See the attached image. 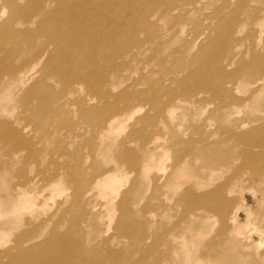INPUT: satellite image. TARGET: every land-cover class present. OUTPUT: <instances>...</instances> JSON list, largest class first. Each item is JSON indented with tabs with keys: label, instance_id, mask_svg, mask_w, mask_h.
<instances>
[{
	"label": "bare ground",
	"instance_id": "1",
	"mask_svg": "<svg viewBox=\"0 0 264 264\" xmlns=\"http://www.w3.org/2000/svg\"><path fill=\"white\" fill-rule=\"evenodd\" d=\"M209 1L215 3L217 0H0V15H4V22L0 24V116L8 115L11 112L9 103L16 100V108H22L30 116L35 112L36 119L41 118L40 115H47L44 122L54 125L61 117L69 114L67 108L76 97H83L92 105L85 107L92 131L103 138L112 136L110 132L125 129L128 123L126 121L139 111L137 106H132L137 99L147 105L152 104L155 109L159 107L161 95L169 100L161 111L163 115H173L174 104L185 101L206 109L207 104L202 95L211 92L222 101L216 113L222 114L223 119L229 117L236 103L247 104L260 113V117L252 122L240 121L236 129L219 132L226 134L225 141L221 142L215 139L217 133L214 130L205 132L208 125L204 131L201 130L203 135L200 140L184 139L175 133L172 141L177 146L183 145L180 151L175 145H165L166 138L158 136L159 131H169L166 125L165 129L156 128L158 135L155 133L154 138L147 142L142 140L139 145L135 139L143 137L141 133L145 130L137 128L138 122H147L151 117L146 115L136 122L126 138L115 146V151L119 153L115 160L139 170L143 177V181L137 186L135 199L138 197V204L135 211L130 210L131 194L128 191L122 193V200L115 208L116 196L121 193L122 188L111 181L117 179L114 172H120L122 167L118 171L107 169L102 172L99 169L91 176L89 172L82 171L81 161L76 159L74 167L52 174L49 178L44 177L43 182L26 180L22 171L18 177H24L25 181L14 184L7 182L10 185V195H13L14 208L19 209L18 213L12 215L31 213L32 204L42 205L48 197L53 196V192L72 186L73 193L67 199H72L71 207L73 204L74 206L65 210L58 220L62 224L69 222L78 230L86 228L83 238L88 241L92 234L90 231L102 233L104 230L98 211L107 210L111 215L117 214V235L104 242L106 255H99L97 259L91 260L79 257L82 255V240L77 242L68 234L58 236L55 231L49 243L33 245L28 251H22L21 246L33 241L32 238L38 232L32 228L36 222L31 219L28 221L29 218L25 220V228H28L22 236L14 232L17 225H12L8 230L5 228L7 223H2L0 239L7 237L3 236L6 232L14 233L16 240H13L11 248L0 252V264H4L2 260L5 259L7 264H123L127 255L112 245L117 236L127 238L136 245L141 253L142 264L147 258L153 259L154 264H264V250H260L264 245V61L257 59L258 56L261 59L264 56V46L257 50L253 43L252 48L257 52L253 55L257 57L254 63H240L241 70L246 64L251 66L242 70L243 74L237 78L227 74L222 62L232 43L239 45L238 33L245 30L240 12L230 18L225 16L228 6L243 9L244 15L250 12L252 2L258 3V0H223V8L216 9L219 23L216 24V29H213L215 24L210 23L202 31L200 26L196 27L195 32L187 36L184 25L188 19L200 21L202 17L204 21H209V17L204 14V7ZM252 16L253 23L264 24V9L250 12V17ZM84 30L87 33L84 34ZM206 30L216 31L217 34L213 36ZM263 33L255 30L254 36L261 38ZM108 35L113 37L106 43ZM102 36L104 43L99 40ZM177 40L188 45V52L198 46L196 63L199 65H196V69L199 71L203 66H209L213 75H208L207 68L206 73L202 69L200 82L195 87H190L187 78L179 76L181 77L185 67L193 65L196 58L193 55L192 60L181 61L175 56V66L180 65L178 72L174 73V68L168 70L165 80L154 79L149 90L139 92L132 87L117 95L114 103H109L112 90L108 88L125 84L129 77L143 72L147 51L151 50L153 57L160 59L161 68L167 69L162 52L165 46ZM89 41L98 43L96 51L100 56L97 58L87 56ZM239 53L230 59L227 67L247 54L241 52L239 57ZM146 78L148 77L142 74L132 82L133 86L142 85L140 82ZM162 84L174 86L162 89ZM178 88H183L182 96L178 95ZM20 92H23L22 97ZM236 93H242L243 96L237 97ZM30 103H34V111L29 110ZM104 131L106 134L102 137ZM1 141L16 147L25 144L22 133L9 120L0 121ZM105 142L106 138L100 142L101 150L105 149ZM222 143L231 144V148H224L228 153L223 157L219 155L218 148ZM134 144L138 146L140 156L127 148V145ZM10 152L14 158L20 155L14 150ZM165 152L173 153L170 169L160 167ZM199 160L204 161V167L200 170L210 168V172L203 182L194 183L198 187L196 190L186 181L190 182L193 176L198 177L194 164ZM257 160H260L262 167L259 171L253 169L250 172L257 183L258 187L255 186V189L260 193V202L259 208L252 213L244 206V193L241 192L246 187L244 168L253 167ZM6 164L10 168L13 166L11 161ZM93 169L95 168L90 171ZM231 169L233 173L229 176ZM150 185L155 190L151 203L146 199L145 191ZM94 193L102 195L104 199L99 209L97 205L89 203ZM40 200H43L42 203ZM154 200H157V204H154ZM176 207L184 208L182 217L189 219L179 235L173 233L176 224L170 214ZM157 209L161 210L158 212L160 216L152 227H144L141 223V230L129 228L126 220L129 214L138 216ZM241 210L247 218L244 224L238 220ZM217 223L219 228L215 229ZM191 226L200 235L206 236L207 232L211 235L206 246L204 240L200 241L201 238L196 235L189 238L188 235L193 230ZM22 237L29 238L21 239ZM193 243L197 245L196 258H193L190 246Z\"/></svg>",
	"mask_w": 264,
	"mask_h": 264
},
{
	"label": "rangeland",
	"instance_id": "2",
	"mask_svg": "<svg viewBox=\"0 0 264 264\" xmlns=\"http://www.w3.org/2000/svg\"><path fill=\"white\" fill-rule=\"evenodd\" d=\"M258 3L256 1L252 2V6L250 5V12H253L254 10H261L264 9V0H258ZM138 3V1H136ZM223 0H217L215 3H211L210 1L208 4L204 7V14H206L209 17V21H204V18H200V21H196L194 19H188L187 24L184 25V32L186 35L193 34L196 27H201L200 31H202L203 28H207V26L212 23L215 24L214 30L216 29L217 23V16H216V9L223 8ZM228 10L225 14L226 17L230 18L232 15H234L236 12H240V17H242V20L245 24V30L240 33H238V38L240 40L239 45H235L232 43L230 51L227 53L225 57V61H222L224 63V67L227 69V74L233 76L234 78H237L241 76L243 73L241 71H245V69L254 63V60L257 56H254L253 43L255 45V48L257 50H261L264 46V33L261 35V38H256L254 36L255 30H258L259 32H264V24H256L253 23L252 17H250L249 13H242L243 9H237L233 7V9L228 6ZM4 15H0V24L1 22H4ZM221 19V18H219ZM116 30V29H115ZM208 33L211 32V34L214 36L217 34L216 31L212 30H206ZM89 32V31H88ZM87 33V31L84 30V34ZM93 33V31L91 32ZM100 34V33H95ZM210 35V34H209ZM247 36H249L247 39ZM113 36H107L106 37V43L110 42ZM194 37H196L194 35ZM255 37V40H254ZM191 39V38H190ZM101 42L103 41V36L101 39H99ZM85 43V41H84ZM97 43V42H96ZM93 41H89L88 46L86 47L87 56L92 58H97V56H100V54L96 51L98 47V43L96 44ZM190 43V42H189ZM188 43V44H189ZM223 43H226L225 40H223ZM193 46V45H192ZM191 46V47H192ZM155 47V46H154ZM166 48L162 52V56L166 59L167 62V69L161 68V61L159 58L153 57L152 51H147L144 56L145 66L143 68V72L140 71L139 74H136L134 76L129 77L125 84H120L119 86H116L114 88H108V90H112V95L110 96L109 103H114V100L117 95L122 94L126 90L131 89L134 87L136 91L139 92H145L149 90V88L152 87V83L154 82V79L156 78H165L168 74V70L171 71L173 69L174 73L178 72L177 68L179 66H175V56L179 58L181 61L183 60H192L193 55L195 56V61L193 65L190 67H185L184 72L182 73L181 77L179 78H187V82L190 85V87H195L196 84L200 82V76L202 75V69L207 72L208 69V75L212 76L213 71L209 66L202 67L199 69V71L196 69V65H199L197 60V53L199 52L198 46L193 47L191 52H188L187 47L183 42H180V40H177L176 42H172L168 46H165ZM190 47V48H191ZM189 48V49H190ZM153 50V49H152ZM231 52V53H230ZM244 52L247 53L244 56L240 57V53ZM239 53V57L237 60L233 62L229 67H227L230 59L237 55ZM257 59H260L264 61V56H262V59L258 56ZM20 63V61L18 62ZM240 63H247L241 68L239 67ZM260 64V63H259ZM147 68V69H146ZM207 68V69H206ZM182 71V70H181ZM246 73H248L246 71ZM144 75V77H148L140 82V86H133L132 82L134 80H137L140 76ZM240 74V75H239ZM245 74V73H244ZM175 76V75H174ZM178 78V76H176ZM245 78V76H243ZM165 80V79H164ZM163 80V82H164ZM163 88L165 89L167 87H173L174 84H162ZM153 89L150 90V94L152 93ZM183 88H178L177 92L178 95L182 96ZM24 92V91H23ZM23 92L21 93V97L23 95ZM185 96V95H184ZM237 97L243 96L242 93H236ZM202 97L205 98V103L207 104L206 109H200L196 104L191 103L190 101L184 102L182 104H174V110H172L173 115H163L162 110L167 105V98L164 95H161L159 99V107L153 108L152 104H145L140 99L135 101L132 106H137L139 108V111L134 114L131 119H129L126 125L125 129L121 130L118 129L116 132H110L112 133V136L109 137H103L106 132L102 134V137H98V134H95L92 131L91 123L88 119V116L86 114L85 107L92 106L89 101H86L83 99V97H76L73 100V104L68 107L67 105V111L69 112L68 115H64L60 118L54 125H49L47 122H44L46 120L47 115H40L41 118L36 119L34 117L35 112H32L31 116L28 112H24L22 108H16V100L9 103V106L11 108V112L8 115L0 116L1 120H9L10 124L14 125V128L22 133V138L25 142V144L20 145L19 147L13 146L9 144L6 141L0 142V224L7 223L5 225L6 229H11L13 226L16 227L17 230L14 229V232H17L18 236H22L23 232L26 226L24 225L25 220L28 221L31 219L35 225L32 226V228L38 230L35 237H33V241L26 242L24 245H22V251H28L33 245L37 244H46L51 241V237L53 234V231H55L56 235L58 236H65V235H72L75 239V241L78 242L82 240V255L79 257L88 258L91 260L97 259L99 255H106V247L103 246L104 242L106 240H109L113 238L115 235H117V227H116V217L117 214L111 215L107 210H99L98 212L100 215V223L103 227L102 233H99L98 231H90L91 237L87 241L85 238H83L84 234V227L81 229L73 228L72 225L69 222H65V224H62L61 220H58L62 213H64L65 210L71 207V201L72 199L69 198L73 193V187L68 186V188L63 187L61 190H58L56 192H53V196L48 197L46 199V203L43 202V204H39L37 202V205H31V213H22L21 215H12L13 213H18L19 209L14 208V200L13 195H10V185L8 186L7 182L14 183H21L25 181V179L33 180L35 182H43L44 177L49 178L52 174H58L62 173L66 168H72L76 165V159H79L81 161V168L82 171L89 172V174L92 176L93 173L100 169V171H106L107 169H117L118 171L121 168L120 172H114V175L117 177V179L112 180L113 184H119L122 188L121 193L117 194L115 202V208L117 207L118 203L122 200V193L128 191L129 196V207L131 211H135L137 208V186L141 184L143 181L142 174H140L139 170L131 169L128 165L120 164L118 161H116V155L118 156V151H115V146H117L123 139L126 138V136L129 134V132L132 130L133 126H136V122L144 118L146 115L150 116L151 119L147 122L140 121L138 122L137 128H144V132L141 133L143 137H138L135 139V141L141 145L142 140L144 142L149 141L150 139L154 138L155 133L158 135L156 128H164L169 127L168 130H164V132L159 131L158 136H164L166 138L165 145L171 144V146L176 148H180L179 151L182 149L183 145L177 146L176 142L172 141V136L176 133L177 136L184 138V139H199L202 137L203 132L201 130L205 129V126L208 125L209 128H206L205 132L210 133V130H214L216 134L215 139L221 141H225L224 138L226 137V134L219 133L222 130H233L236 129V125L240 121H247L252 122L253 119L259 118L260 113L258 111H254L251 106H248L247 104H238L236 103L235 109L230 113L229 117H225L224 119L221 117V115H218L216 113V109L218 105L222 102L214 96V94L211 93H205L202 95ZM144 98V97H143ZM188 98V97H185ZM146 99V98H145ZM184 99V97H183ZM228 99V98H227ZM147 100V99H146ZM185 100V99H184ZM229 101V99L227 100ZM6 103V102H3ZM101 105V104H99ZM204 106V104L202 105ZM29 110L34 111L35 105L34 103H30L28 105ZM71 111H69V110ZM261 110V109H259ZM85 115V116H84ZM35 120H34V119ZM124 120V119H123ZM167 123L168 126H167ZM157 125L158 127H156ZM174 132V133H173ZM101 138V139H100ZM106 138V144L105 149L101 150L100 148V142L105 140ZM162 142V140L160 139ZM160 142V143H161ZM112 143V144H110ZM114 146V149H113ZM225 147L231 148V144L229 143H222L219 144V155L221 157L225 156L228 151L224 149ZM127 148H129L130 151H132L135 155L140 156L141 152L137 145H127ZM10 150H14L20 155L16 158H14L11 155ZM174 153V151H173ZM173 153L165 152L164 159L162 163L160 164V167H167L170 169L169 166L172 164V158L171 156ZM175 155V154H174ZM12 158H11V157ZM12 162L13 166L10 168L9 165H7V162ZM195 172L199 173L198 177L193 176L190 182L186 181L190 186H192L193 189H198L197 186L194 185V183L203 182L205 176H207L210 172V168L201 169V167H204V161L199 160L196 164H194ZM262 167V164L260 160H257L254 162L253 167H245L243 171V175L245 177L246 187L244 190H242L241 194L244 193L243 201L244 206L249 209L252 213L255 212L259 206L260 202V193H258L255 189V186H257V183L254 182L253 175L250 171H253V169L259 171V169ZM93 169L90 171V169ZM25 173V179L24 177H18V175L21 172ZM233 173V169L228 173L230 176ZM227 175V176H228ZM202 176V178H201ZM7 183V186H6ZM109 183V181L107 182ZM136 183V185H135ZM135 185V186H134ZM36 188H39V186L34 185ZM251 186V188L249 187ZM254 186V187H253ZM1 187H3L1 189ZM5 187V188H4ZM258 187V186H257ZM4 189V191H2ZM255 189V190H254ZM248 190V192H247ZM255 192H254V191ZM3 194H2V192ZM146 199H149V203L152 202V197L155 196V190L151 187V185L146 189ZM5 192V194H4ZM7 192L9 194H7ZM50 192V191H49ZM256 193L254 196L253 194ZM11 196L10 198H8ZM5 197V198H4ZM248 199V200H247ZM43 200H40L39 202L42 203ZM89 203L97 205V208H100V205L104 203V199L102 195L95 194L94 196L89 200ZM157 204V200H154V204ZM41 205V206H40ZM60 205V206H59ZM258 206V207H257ZM157 207V206H156ZM149 210V209H148ZM161 210L149 212L148 214H132L128 216V226L129 228H139V224H143L144 227L150 228L154 224L155 220L159 218L158 212ZM244 211L241 210L238 214V220L240 223L244 224L247 220ZM119 213V212H118ZM133 213V212H132ZM241 213V215H240ZM171 216H173V221L176 224L173 227V233L175 235H179L180 231L185 227L186 222L189 220L187 218H183L184 214V208L182 207H176L170 212ZM63 215V214H62ZM25 218H24V217ZM52 216V217H51ZM119 216V214H118ZM23 217V218H22ZM69 217V216H68ZM78 217V216H77ZM242 217V218H241ZM19 223H18V219ZM70 218V217H69ZM17 219V220H14ZM245 219V220H244ZM30 220V221H31ZM17 221V222H16ZM23 221V222H22ZM14 222V223H13ZM13 223V224H12ZM16 223V224H15ZM18 223V224H17ZM138 223V224H137ZM180 224V225H179ZM9 225V226H8ZM11 225V226H10ZM13 225V226H12ZM187 226L189 227V222L187 223ZM11 227V228H10ZM193 230L189 236V238H192L193 236H197V238H201L200 241L204 240L205 246L209 243V240L211 238V235L207 232L206 236L200 235L199 232H196V229L191 226ZM219 228V224L217 223L215 229ZM19 229V230H18ZM141 230V229H140ZM188 232V233H190ZM4 235H7V237H4L3 239H0V252L11 248L14 245V241L16 239V235L14 233H4ZM11 235V236H10ZM118 237V236H117ZM114 239L113 246L117 247V250L120 252H123L124 255H127V259H123V264H142L140 262V252L136 249V245L133 244L132 241L128 240L127 238H117ZM29 237H22L21 239H28ZM14 240V241H13ZM121 242V243H120ZM120 243V244H119ZM177 244V243H174ZM121 245V246H119ZM193 250V258H196L197 250H196V244H190ZM49 248V245L47 246ZM199 248V245H198ZM122 249V250H121ZM264 250V245L260 247V250ZM122 255V254H121ZM150 257V254L149 256ZM4 264H7V260H2ZM108 261H106L107 263ZM155 262V261H154ZM153 259H146L143 261V264H154ZM251 264V263H250Z\"/></svg>",
	"mask_w": 264,
	"mask_h": 264
}]
</instances>
